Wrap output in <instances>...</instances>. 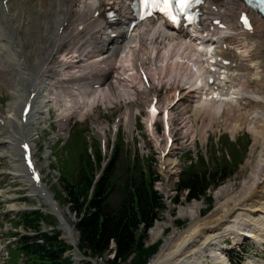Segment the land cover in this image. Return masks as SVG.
Wrapping results in <instances>:
<instances>
[{
	"label": "bare ground",
	"instance_id": "obj_1",
	"mask_svg": "<svg viewBox=\"0 0 264 264\" xmlns=\"http://www.w3.org/2000/svg\"><path fill=\"white\" fill-rule=\"evenodd\" d=\"M108 7L119 13L117 23L106 19ZM203 10L202 33L213 37L211 43L155 22L139 25L128 37L123 24L132 18L130 0H0V89L7 84L12 96L5 114L0 112V162L9 161L12 171L6 176L25 181L28 197L58 219L71 245H78L74 227L35 159V141L48 111H56L60 133L67 137L71 122L83 121L98 106L107 109L134 99L149 114L153 99L168 89L173 94L161 109L166 123L169 110L182 106V126L194 137L205 139L217 127L235 132L247 126L261 150L235 195L218 190V197L227 198L216 207L217 216L223 213L220 219L208 225L200 221V203L182 209L180 215L193 222L184 233L168 236L150 264H197L207 253L213 264H230L220 246L229 235L239 241L240 234H248L264 244V20L252 14V29L246 30L242 0H207ZM58 55L62 64L55 72L50 61ZM130 112L128 107L126 117L134 128ZM156 122L146 120L147 126ZM98 130L104 140L100 123ZM175 140L168 135L163 142L169 146ZM163 167L171 185L159 181L157 187L171 208L179 162L166 160ZM12 193L2 191L9 195H2L6 202L18 200ZM10 207L15 214L23 210ZM161 231L153 232L154 242ZM111 249L108 255L113 252L114 258V243ZM74 256L75 264L88 262L77 250Z\"/></svg>",
	"mask_w": 264,
	"mask_h": 264
},
{
	"label": "rangeland",
	"instance_id": "obj_2",
	"mask_svg": "<svg viewBox=\"0 0 264 264\" xmlns=\"http://www.w3.org/2000/svg\"><path fill=\"white\" fill-rule=\"evenodd\" d=\"M61 61L59 55L50 61L55 72L61 66ZM53 70L52 73H55ZM4 86L3 89H0V112L2 114H5L8 104L12 101V96L6 90L7 84ZM10 87L11 85H9ZM172 94L173 91L168 89L158 96L165 104L168 101L166 97ZM128 107L131 109L130 114L134 119V128L126 117ZM183 108L182 106L174 107L170 112L178 126L175 130L177 149L173 155L179 162V170L172 183L174 196L177 194L175 187L181 177L182 170L198 172L219 170L222 175L227 170V175L230 176L221 182L217 188L211 189L206 197L201 200L188 201L186 193L179 194L178 201L175 200V208L171 211L163 210L158 221L144 235L146 248L149 247L148 245L159 243L158 253L154 254L149 262L161 252L168 236L172 237L174 231L178 234L184 233L193 222L192 218L180 215L182 209L200 203L198 204L201 207L198 212L200 221L206 220L208 225L211 220L220 219L223 213L217 216L215 210L218 203H224L227 198L224 195L218 197V190L228 189L230 190L228 194L230 197L235 195L240 189L241 183L250 176L251 166L249 164L254 163L261 150L260 146L255 145L254 136L247 126L235 132L224 127H217L213 131H208L205 139H202L199 134L194 137L193 130H188L182 126L183 119L186 118ZM56 116L57 113L53 110H49L46 115L48 121H45L35 141L37 145L35 159L38 167L41 168L44 181L51 188L74 227L75 239H78L79 245V235L75 229L78 217L72 212L67 201L65 185H77L84 172H96L98 176L103 175V167L106 168L115 159L117 152L118 166L114 179L115 193L111 203L118 205L123 198V188L128 180L142 174L147 176L150 170L159 172V161L152 148L153 142L145 124L147 113L134 99L127 102L121 101L119 106H109L107 109L101 106L96 107L95 113L87 116L83 121L71 122L67 137L60 133L59 125L56 122L58 116ZM99 123L102 127L104 126V140L98 130ZM46 155H49L48 158ZM99 157H101V162L95 167L93 163L98 161ZM11 171L12 167L9 161L3 159L0 162V264H36L35 259H29L20 249L23 238H32L37 232L50 236L58 234V239L70 246L71 244L64 238L63 232L58 229V219L47 214L48 208L38 203L36 199L28 197L29 193L26 191L27 184L25 181L6 176V173H11ZM7 188L9 191H13V195L10 196L15 195L18 200L7 199L8 202H6L5 196L7 194H2V191ZM156 189L158 190L157 185ZM8 197L9 195H7ZM10 205L23 208V210L16 214L12 213ZM27 214L41 217L39 222L34 223L36 227L29 228L26 226L24 218ZM158 230L164 232L162 234L161 231L160 238L154 242L153 232ZM224 246L227 249L232 248L228 256L230 261L237 262L241 258L242 264L249 262L264 264V244H258L253 239L244 240L237 245L230 243ZM74 252V250L65 252V256L70 259L71 264H75ZM112 254L113 252L111 255L106 254L103 258L94 259L89 251L83 252L85 258L91 259L97 264H107L113 258ZM208 254L206 258L200 260L201 264H213ZM130 261L128 260V263ZM198 262L197 264H200ZM83 264L93 263L86 262Z\"/></svg>",
	"mask_w": 264,
	"mask_h": 264
},
{
	"label": "trees",
	"instance_id": "obj_3",
	"mask_svg": "<svg viewBox=\"0 0 264 264\" xmlns=\"http://www.w3.org/2000/svg\"><path fill=\"white\" fill-rule=\"evenodd\" d=\"M117 158L116 152L115 159L108 164L99 179L96 172H84L77 185H65L67 201L78 217L75 225L79 234V249L85 253L89 251L94 259L103 258L112 251L114 243L115 259L109 260L107 264H148L150 258L159 251V244L146 248L144 233L154 225L164 209L161 197L153 189L155 172L150 170L147 176L142 174L128 180L123 188L122 200L118 205H113L111 199L115 193ZM98 159L93 163L95 167L101 162V157ZM229 176L227 170L223 175L219 170H185L179 190L189 192L188 201L201 200ZM40 220L39 215L33 214H27L24 218L29 228L36 227L34 223ZM41 239L43 244L25 237L20 249L29 259H35L36 264L72 263L64 257L65 252L72 250V247L58 239V234H43ZM128 260H131L130 263ZM240 262L234 261V264Z\"/></svg>",
	"mask_w": 264,
	"mask_h": 264
},
{
	"label": "snow or ice",
	"instance_id": "obj_4",
	"mask_svg": "<svg viewBox=\"0 0 264 264\" xmlns=\"http://www.w3.org/2000/svg\"><path fill=\"white\" fill-rule=\"evenodd\" d=\"M201 0H140V4L143 7L144 14L141 19L145 16H151L153 10H158L164 14L173 23L178 22V17L183 15L186 19L191 20L192 17L188 15V10L192 8L193 3H200ZM261 4H264V0H260ZM243 23L247 26V18L242 17ZM150 111L155 115V108L153 107ZM27 146L25 145V148Z\"/></svg>",
	"mask_w": 264,
	"mask_h": 264
},
{
	"label": "water",
	"instance_id": "obj_5",
	"mask_svg": "<svg viewBox=\"0 0 264 264\" xmlns=\"http://www.w3.org/2000/svg\"><path fill=\"white\" fill-rule=\"evenodd\" d=\"M150 264V263H149Z\"/></svg>",
	"mask_w": 264,
	"mask_h": 264
}]
</instances>
